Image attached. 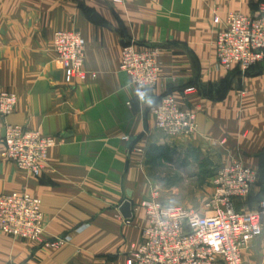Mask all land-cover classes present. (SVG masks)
Masks as SVG:
<instances>
[{
    "label": "crops",
    "instance_id": "obj_1",
    "mask_svg": "<svg viewBox=\"0 0 264 264\" xmlns=\"http://www.w3.org/2000/svg\"><path fill=\"white\" fill-rule=\"evenodd\" d=\"M264 1V0H262ZM261 2V1H260ZM259 0H0V92L19 101L8 122L58 143L40 176L2 156L0 194L27 191L42 200L43 245L0 232V264H128L149 217L141 203L155 180L147 151L185 147L256 170L257 181L235 208L249 212L264 199V63L252 73L218 66L214 39L229 12L255 15ZM259 8V7H258ZM76 29L86 39V81L66 82L54 34ZM124 37L138 47L161 46L157 86L141 97L121 68ZM198 90L185 94L186 87ZM197 111L192 136L166 137L152 106L165 93ZM227 139L226 145L217 144ZM223 161V162H224ZM130 200L132 216L120 208ZM245 264H264V230L244 250Z\"/></svg>",
    "mask_w": 264,
    "mask_h": 264
},
{
    "label": "built area",
    "instance_id": "obj_2",
    "mask_svg": "<svg viewBox=\"0 0 264 264\" xmlns=\"http://www.w3.org/2000/svg\"><path fill=\"white\" fill-rule=\"evenodd\" d=\"M123 3L124 0H113ZM216 36L219 63L229 70L247 73L264 63V4L259 13L248 15L229 12ZM54 46L67 71L68 82L86 81L84 68L86 40L76 30H59ZM159 48H138L134 40H125L121 68L138 88L139 95L157 85L161 74ZM191 86L185 94L193 93ZM18 95L0 92V114L5 136L2 156L27 173L40 176L48 162L49 150L58 140L40 131L8 122L16 110ZM157 129L167 138L192 136L197 128V113L183 108L171 92L152 106ZM257 180V172L241 160L221 165L213 178L215 194L208 203L209 211H199L180 204L165 202L155 189L142 202L149 224L142 232L141 242L133 247L128 264H245L244 250L259 239L264 230V199L254 211L235 208V201L247 197ZM0 231L16 238L58 246L65 238L44 239L42 200L27 191L0 194Z\"/></svg>",
    "mask_w": 264,
    "mask_h": 264
},
{
    "label": "rangeland",
    "instance_id": "obj_3",
    "mask_svg": "<svg viewBox=\"0 0 264 264\" xmlns=\"http://www.w3.org/2000/svg\"><path fill=\"white\" fill-rule=\"evenodd\" d=\"M259 2H260L259 6L258 5L255 6L256 4H254V6L252 7V9H254L253 11H255V12L258 11L261 8V6L264 4V1H262V0H259ZM72 30H76V29H72ZM76 31H79V30H76ZM79 32L82 34L81 31H79ZM217 32H218V29L216 31V36H217ZM124 39L133 41V39L130 37L129 38L124 37ZM215 41H216V37L214 39V45L216 48ZM135 45L138 47L136 42H135ZM153 46H155L156 48H159V51H160L159 57H160V61H161V50H162L161 46H159V45H153ZM53 47H54L55 56H57L58 53L55 50L54 38H53ZM138 48H142V47H138ZM143 48H145V47H143ZM216 55H217V51H216ZM217 63H218V66H220L221 68H224L227 71H231V70L223 67L219 63L218 58H217ZM260 65H258V66H260ZM258 66H256V67H258ZM62 67H63V65H62ZM256 67H254L253 70ZM63 69H64V72L66 75V78H65L66 82H68L67 71L65 70L64 67H63ZM235 70L239 71L238 69H235ZM161 73H162V62H161ZM240 73H242V72H240ZM242 74H245V73H242ZM160 78H161V74H160ZM75 80H76V78L74 79V81ZM191 86L195 87L196 91L198 90V87L196 85H191ZM191 86H188V87H191ZM188 87H186V88H188ZM162 96H160V98ZM18 101H19V98H18ZM17 105H18V103H17ZM16 108H17V106H16ZM196 113H197V111H196ZM0 116H1V114H0ZM12 124H14V123H12ZM3 144H4V142H3ZM217 144H221L224 146L227 144V139L221 140L220 143L215 142L213 145L216 146ZM171 148L177 151V154L175 155L173 161H168L167 159L162 158L159 160H153V161L149 162L150 169H151V177L155 180L154 190L155 189L159 190L160 198L162 200H164L165 202L180 204V205H183L185 207H189V208H192L194 210H197L201 214H206L209 211L208 203L211 201V199L213 198V196L215 194V187L213 185V178L215 176V173L217 172V169L221 165L228 163V162H231L233 160L224 161L221 158L216 159V158L211 156V151L202 152L200 149L194 147L193 145L180 147L178 149L176 146L171 147ZM28 174L36 177V175H33L31 173H28ZM257 177H258V174H257ZM247 197H245V198H247ZM141 206H142V203H141ZM2 233H4V232H2ZM44 233H45V223H44ZM31 241H33V240H31Z\"/></svg>",
    "mask_w": 264,
    "mask_h": 264
},
{
    "label": "trees",
    "instance_id": "obj_4",
    "mask_svg": "<svg viewBox=\"0 0 264 264\" xmlns=\"http://www.w3.org/2000/svg\"><path fill=\"white\" fill-rule=\"evenodd\" d=\"M252 71H253V68L251 70H249L247 73H252ZM237 72H239V71H237ZM160 99H161L160 97L158 99H156L154 104L156 102H158ZM176 154H177V151L172 149L168 145L153 144L147 151V158H148L149 162L153 161V160H159L162 158L167 159L168 161H173Z\"/></svg>",
    "mask_w": 264,
    "mask_h": 264
},
{
    "label": "water",
    "instance_id": "obj_5",
    "mask_svg": "<svg viewBox=\"0 0 264 264\" xmlns=\"http://www.w3.org/2000/svg\"><path fill=\"white\" fill-rule=\"evenodd\" d=\"M3 136H5V128L3 130ZM122 214L125 218H130L132 216V203L130 200H126L121 208H120Z\"/></svg>",
    "mask_w": 264,
    "mask_h": 264
}]
</instances>
